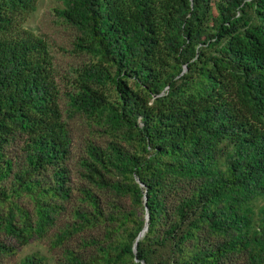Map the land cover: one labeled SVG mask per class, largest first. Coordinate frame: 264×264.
<instances>
[{"label":"trees","instance_id":"obj_1","mask_svg":"<svg viewBox=\"0 0 264 264\" xmlns=\"http://www.w3.org/2000/svg\"><path fill=\"white\" fill-rule=\"evenodd\" d=\"M39 1L0 0V264H264V0H58L65 75Z\"/></svg>","mask_w":264,"mask_h":264},{"label":"rangeland","instance_id":"obj_2","mask_svg":"<svg viewBox=\"0 0 264 264\" xmlns=\"http://www.w3.org/2000/svg\"><path fill=\"white\" fill-rule=\"evenodd\" d=\"M59 6L58 0H40L38 9L27 23L28 28L33 29L39 35L48 39L58 74L65 75L71 66H77L83 61V57L72 53L73 33L60 23L54 9ZM34 251L47 253L46 241H35L20 250L17 258Z\"/></svg>","mask_w":264,"mask_h":264},{"label":"water","instance_id":"obj_3","mask_svg":"<svg viewBox=\"0 0 264 264\" xmlns=\"http://www.w3.org/2000/svg\"><path fill=\"white\" fill-rule=\"evenodd\" d=\"M145 202H147V197L146 196H145ZM148 218L149 217L147 215V219ZM147 228H148V224L146 223L145 228L143 229V231L137 237V240H136V242L134 244V248H133L135 254L137 253V241L144 235V233L146 232Z\"/></svg>","mask_w":264,"mask_h":264}]
</instances>
